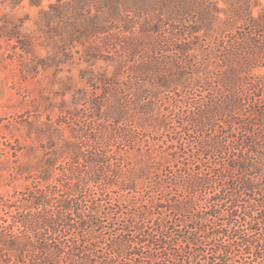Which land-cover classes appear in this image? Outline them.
Segmentation results:
<instances>
[{
    "label": "trees",
    "instance_id": "trees-1",
    "mask_svg": "<svg viewBox=\"0 0 264 264\" xmlns=\"http://www.w3.org/2000/svg\"><path fill=\"white\" fill-rule=\"evenodd\" d=\"M0 2H48L51 20L73 26L63 37L100 38L102 52H112L116 30L156 36L151 51L127 44L120 52L136 55V80L125 84L136 88L134 100L97 114L100 122L77 120L69 155L47 160L25 192L3 204L11 219L0 225V264H236L244 254L264 264V0ZM130 149L142 160L136 166L125 159ZM126 193L149 196L136 204L145 207L139 221L120 216ZM200 204L231 215L210 228L209 218L169 222L149 210L190 214L186 208ZM105 231L117 232L111 242ZM208 242L214 248L199 263Z\"/></svg>",
    "mask_w": 264,
    "mask_h": 264
},
{
    "label": "rangeland",
    "instance_id": "rangeland-1",
    "mask_svg": "<svg viewBox=\"0 0 264 264\" xmlns=\"http://www.w3.org/2000/svg\"><path fill=\"white\" fill-rule=\"evenodd\" d=\"M47 11L48 2L41 7H31L28 2L17 7L0 2V225L11 219L3 204L15 202L31 185L30 178L46 169L47 160L60 164L69 155L66 143L74 140L72 127H76L77 120L89 124L97 119V114L108 110L121 112L122 99L134 100L136 88H127L125 84L131 83L132 78L136 80V55L131 58L120 52L127 44L136 45L142 53L147 52L146 47L151 51V43L156 39L139 29L135 34L116 30L110 42L112 52H102L98 47L103 46L100 38L86 40L73 32L75 39L67 40L63 36H67L72 24L68 28L63 22L51 20ZM126 68H131L132 73H127ZM260 74L264 75V70ZM127 105L135 120L136 105L133 101ZM110 129L116 127L110 125ZM125 159L133 166L142 162L131 149ZM125 195L128 201L120 216L139 221L136 211L145 207L136 208V204H145L149 196ZM117 196L114 194L113 198ZM186 209L190 214H179L169 207L149 210L154 220L169 218V222L191 223L197 217L209 218L210 228H219L222 219L231 215L221 206L200 204ZM211 209L216 210L213 216ZM175 225L180 231L190 229L185 223ZM240 225L243 234L249 233L244 222ZM115 231H105V238L111 242ZM5 240L0 228V245ZM207 244L202 246L205 256L200 257L199 263H206L214 248V244ZM101 248L106 251L104 245ZM202 250L199 254H203ZM236 256V264H255L248 254Z\"/></svg>",
    "mask_w": 264,
    "mask_h": 264
}]
</instances>
